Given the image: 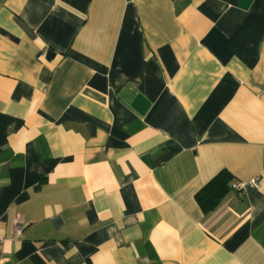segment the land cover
<instances>
[{
  "label": "crops",
  "instance_id": "1",
  "mask_svg": "<svg viewBox=\"0 0 264 264\" xmlns=\"http://www.w3.org/2000/svg\"><path fill=\"white\" fill-rule=\"evenodd\" d=\"M0 236L1 264H264V0H0Z\"/></svg>",
  "mask_w": 264,
  "mask_h": 264
},
{
  "label": "trees",
  "instance_id": "2",
  "mask_svg": "<svg viewBox=\"0 0 264 264\" xmlns=\"http://www.w3.org/2000/svg\"><path fill=\"white\" fill-rule=\"evenodd\" d=\"M232 181V175L226 170H221L195 193V200L203 213L212 211L220 203L229 191Z\"/></svg>",
  "mask_w": 264,
  "mask_h": 264
},
{
  "label": "built area",
  "instance_id": "3",
  "mask_svg": "<svg viewBox=\"0 0 264 264\" xmlns=\"http://www.w3.org/2000/svg\"><path fill=\"white\" fill-rule=\"evenodd\" d=\"M244 183H241V182H235L232 187L238 191V192H241L243 189H244ZM15 231L18 232L20 230V226L18 225V221H16L15 223V227H14ZM2 241V237L0 236V242ZM1 264V262H0Z\"/></svg>",
  "mask_w": 264,
  "mask_h": 264
}]
</instances>
